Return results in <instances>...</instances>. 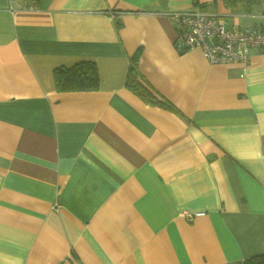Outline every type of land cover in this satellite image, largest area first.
<instances>
[{"label": "crops", "instance_id": "1", "mask_svg": "<svg viewBox=\"0 0 264 264\" xmlns=\"http://www.w3.org/2000/svg\"><path fill=\"white\" fill-rule=\"evenodd\" d=\"M194 1L0 0V264L264 254V51L243 71L178 47L170 14ZM196 1L264 31V0ZM135 55L160 104L126 87ZM82 62L99 89L58 91L55 71Z\"/></svg>", "mask_w": 264, "mask_h": 264}, {"label": "built area", "instance_id": "2", "mask_svg": "<svg viewBox=\"0 0 264 264\" xmlns=\"http://www.w3.org/2000/svg\"><path fill=\"white\" fill-rule=\"evenodd\" d=\"M31 9L28 4L26 7ZM177 24V45L181 49H199L210 64H239L243 71L249 66L253 49L264 51V31L229 28L224 19L199 8L170 14ZM186 218L193 214L184 213Z\"/></svg>", "mask_w": 264, "mask_h": 264}, {"label": "trees", "instance_id": "3", "mask_svg": "<svg viewBox=\"0 0 264 264\" xmlns=\"http://www.w3.org/2000/svg\"><path fill=\"white\" fill-rule=\"evenodd\" d=\"M226 6L240 7L242 12L250 13L263 0H223ZM194 7L205 10L204 6L194 1ZM135 55L128 68L126 87L141 98L153 104H160L151 93L140 83ZM55 86L60 92L67 91H96L99 89V76L93 63L82 62L69 69L59 68L55 71ZM243 264H264V254L246 259Z\"/></svg>", "mask_w": 264, "mask_h": 264}]
</instances>
